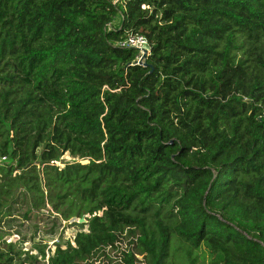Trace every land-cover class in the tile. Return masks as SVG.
Segmentation results:
<instances>
[{"label": "trees", "instance_id": "obj_1", "mask_svg": "<svg viewBox=\"0 0 264 264\" xmlns=\"http://www.w3.org/2000/svg\"><path fill=\"white\" fill-rule=\"evenodd\" d=\"M3 157L0 223L85 218L47 264H264V0H0Z\"/></svg>", "mask_w": 264, "mask_h": 264}, {"label": "rangeland", "instance_id": "obj_2", "mask_svg": "<svg viewBox=\"0 0 264 264\" xmlns=\"http://www.w3.org/2000/svg\"><path fill=\"white\" fill-rule=\"evenodd\" d=\"M67 155L62 159L66 161ZM6 159L0 158V165L6 164ZM16 188H14L15 190ZM18 189L25 190L24 184L20 183ZM45 190V189H44ZM16 209H12L11 215L3 214L0 223V244L3 242H13L20 250L22 257L26 256L25 264H47L51 250L57 245L66 246L67 241L74 244V237L78 229L79 218L73 217L64 220L60 214L53 210L50 203L36 207L28 196L21 195ZM30 208L29 216L25 217V211ZM10 216V217H9ZM59 217V218H55ZM177 242H173V260L177 264L186 262V254L182 249L177 250ZM197 254V264H209V252L201 248L195 251ZM36 257L37 261H34ZM100 259L95 264H99Z\"/></svg>", "mask_w": 264, "mask_h": 264}, {"label": "built area", "instance_id": "obj_3", "mask_svg": "<svg viewBox=\"0 0 264 264\" xmlns=\"http://www.w3.org/2000/svg\"><path fill=\"white\" fill-rule=\"evenodd\" d=\"M143 7H145V5H143ZM118 44L124 47H134L138 50L139 53L136 58V63H139V60L141 59L142 54L144 53V47L149 46L147 38L143 34L137 32H130L128 36L123 40L119 41Z\"/></svg>", "mask_w": 264, "mask_h": 264}, {"label": "water", "instance_id": "obj_4", "mask_svg": "<svg viewBox=\"0 0 264 264\" xmlns=\"http://www.w3.org/2000/svg\"><path fill=\"white\" fill-rule=\"evenodd\" d=\"M143 51H144V53L142 54V57L139 60V63L140 64H143V65H146L145 59L149 55L150 46H145L144 49H143ZM78 220H79V222H83L85 220V218L84 217H80Z\"/></svg>", "mask_w": 264, "mask_h": 264}]
</instances>
